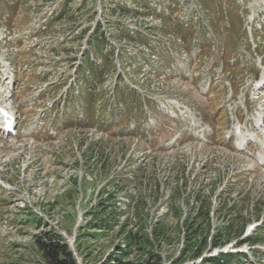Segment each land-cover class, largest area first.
<instances>
[{
	"label": "rangeland",
	"instance_id": "1",
	"mask_svg": "<svg viewBox=\"0 0 264 264\" xmlns=\"http://www.w3.org/2000/svg\"><path fill=\"white\" fill-rule=\"evenodd\" d=\"M0 107V264H264V0H0Z\"/></svg>",
	"mask_w": 264,
	"mask_h": 264
},
{
	"label": "trees",
	"instance_id": "2",
	"mask_svg": "<svg viewBox=\"0 0 264 264\" xmlns=\"http://www.w3.org/2000/svg\"><path fill=\"white\" fill-rule=\"evenodd\" d=\"M110 195L112 194L110 193ZM235 206V202L230 204L228 201L224 205V210L219 213V216L225 220V224L221 228L217 229V233L213 236L212 249L218 248L223 244V242L225 241V233H223L222 230H225L228 226H232L234 224L235 217L237 216V214L242 213V209H240L238 212H236V209H232L233 207L235 208ZM99 209V212H105L106 202H101ZM99 212H93L94 214L91 215V217L97 219L96 222H94L95 225L100 224V227H102L105 221L99 215ZM112 214L114 218L116 212H112ZM36 224L40 225L41 221L36 222ZM142 239V236L136 235L134 239L127 243L126 246H118L119 248L116 252L107 254L106 258L102 260L99 264H132V262L129 260L131 248L133 246V243L141 244ZM250 239H253L252 236ZM248 242H252V240H249ZM37 243L48 264H79L77 259L74 257V254L70 249L69 245L63 240L57 239V236H52L49 234L43 238L39 237L37 238ZM199 255H203V250H199V252H197L196 255L193 256V258L198 257ZM244 258H246V255L242 252L234 253L222 251L218 253L217 256H213L211 258H203L202 261L205 264H227L232 263L234 261L241 262ZM159 262L160 261L157 260V263ZM142 264H155V261L150 262V260L148 259Z\"/></svg>",
	"mask_w": 264,
	"mask_h": 264
},
{
	"label": "bare ground",
	"instance_id": "3",
	"mask_svg": "<svg viewBox=\"0 0 264 264\" xmlns=\"http://www.w3.org/2000/svg\"><path fill=\"white\" fill-rule=\"evenodd\" d=\"M33 30H29L27 33H31ZM6 113V110H4V108H1L0 107V120L1 119H3V118H5V117H9L7 114H5ZM259 120H263L264 119V116H262V115H260L259 116V118H258ZM1 122V121H0ZM5 124H7V123H5ZM237 141H239L238 139H237ZM257 158H259L260 160H262L261 159V156L260 155H257Z\"/></svg>",
	"mask_w": 264,
	"mask_h": 264
}]
</instances>
